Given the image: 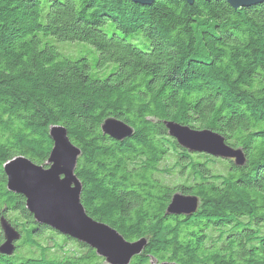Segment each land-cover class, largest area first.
<instances>
[{"label": "trees", "instance_id": "1", "mask_svg": "<svg viewBox=\"0 0 264 264\" xmlns=\"http://www.w3.org/2000/svg\"><path fill=\"white\" fill-rule=\"evenodd\" d=\"M109 117L133 135H105ZM165 120L219 132L246 163L182 147ZM56 125L82 151L87 214L128 241L147 238L129 264H264V3L0 0V217L42 247L41 258L17 257L20 239L0 264H105L36 223L7 188L11 159L46 165ZM176 193L196 196L197 210L168 214ZM48 230L64 241H43Z\"/></svg>", "mask_w": 264, "mask_h": 264}, {"label": "water", "instance_id": "2", "mask_svg": "<svg viewBox=\"0 0 264 264\" xmlns=\"http://www.w3.org/2000/svg\"><path fill=\"white\" fill-rule=\"evenodd\" d=\"M140 5H152L155 0H131ZM193 3L194 0H185ZM209 1V0H207ZM235 9L264 3V0H225ZM170 136L179 145L190 150L234 160L237 166L246 163L241 148L235 149L226 138L212 129L198 130L176 121H164ZM105 135L124 141L133 135L134 129L124 121L107 118L102 126ZM49 136L53 141L46 165H38L24 156H17L4 165L9 191L25 197L27 210L38 224L46 225L94 249L104 258L105 264H129L142 253L147 238L128 241L110 225L90 217L82 202V183L76 175L81 149L75 145L63 125L52 126ZM199 205L196 196L174 194L167 207L170 215H191ZM4 241L0 253L12 255L22 234L4 216L0 217ZM150 264H178L151 261Z\"/></svg>", "mask_w": 264, "mask_h": 264}, {"label": "rangeland", "instance_id": "3", "mask_svg": "<svg viewBox=\"0 0 264 264\" xmlns=\"http://www.w3.org/2000/svg\"><path fill=\"white\" fill-rule=\"evenodd\" d=\"M77 45L79 46V49H81L80 52H85V51H87V47H91L88 43H83V42H79ZM95 56H96L95 53H92L90 55L91 63L92 64L94 62ZM164 165H167V164H164ZM63 237L64 236H62V235H59L57 233H54L52 230H50V231L48 230L44 234L43 241H46V242H48V241H56L59 244H61L64 241V238ZM25 241L26 240H24V239L22 240L21 239V241L19 243L21 246L15 252V254L17 255V257H21V258H25V257L41 258V250H39V249H42V247H40L37 243H35V241H34L33 238H28V242L30 244H33V243L36 244L37 248L34 247V249H32L28 245H25ZM47 245L51 246L52 244H47ZM66 245L69 248H75L76 247L75 244H73V243H68ZM153 261H155V259Z\"/></svg>", "mask_w": 264, "mask_h": 264}]
</instances>
